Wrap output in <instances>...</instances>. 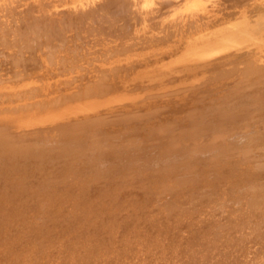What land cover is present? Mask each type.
Here are the masks:
<instances>
[{
  "label": "bare ground",
  "instance_id": "6f19581e",
  "mask_svg": "<svg viewBox=\"0 0 264 264\" xmlns=\"http://www.w3.org/2000/svg\"><path fill=\"white\" fill-rule=\"evenodd\" d=\"M0 264H264V0H0Z\"/></svg>",
  "mask_w": 264,
  "mask_h": 264
}]
</instances>
